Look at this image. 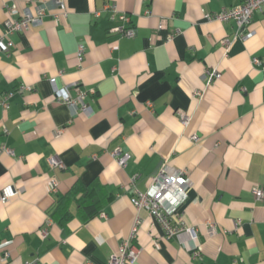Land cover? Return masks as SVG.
Returning <instances> with one entry per match:
<instances>
[{"label": "crops", "instance_id": "0c3cea01", "mask_svg": "<svg viewBox=\"0 0 264 264\" xmlns=\"http://www.w3.org/2000/svg\"><path fill=\"white\" fill-rule=\"evenodd\" d=\"M41 1V25L13 33V48L0 50V98L11 94L0 105V147L14 154L0 148V191L19 189L0 202L5 264H110L137 215L133 189L145 191L165 159L191 181L181 212L197 238H166L142 210L133 264H264V204L253 195L264 187V74L251 64L264 61V8L243 41L234 21L204 17L241 0H63L65 13ZM9 4L34 11L29 0H0V32ZM117 13L129 16L133 37L111 32ZM211 68L221 77L206 86ZM54 76L71 98L87 92L86 110L59 102ZM115 150L130 154L126 167ZM52 155L62 167H50ZM92 191L97 213L82 206ZM53 205L63 222L49 216ZM208 221L218 227L211 236Z\"/></svg>", "mask_w": 264, "mask_h": 264}, {"label": "built area", "instance_id": "2783aa9c", "mask_svg": "<svg viewBox=\"0 0 264 264\" xmlns=\"http://www.w3.org/2000/svg\"><path fill=\"white\" fill-rule=\"evenodd\" d=\"M34 6L32 12L30 8L24 7L18 8L15 4H9L5 6L7 12V18L4 21V29L0 32V50L9 52L13 48V42L10 36L20 31L22 28H28L30 26L41 25L42 18L45 14V6L41 0H29ZM53 2L65 13V6L63 0H53ZM264 8V0H241L239 3L229 6L223 9L217 14L204 13V17L208 20H216L220 22L232 20L236 25V32L234 38H240L245 41L253 36V31L250 29V25L253 22V16L256 12H261ZM149 15V12H146ZM97 14V13H96ZM117 19L121 22V25L115 26L111 29V32L118 33L123 37L131 38L134 35L133 29L130 26V18L125 13H117ZM114 18V17H113ZM178 33V31L170 32L166 37V42L172 40V38ZM225 49L230 46L231 41L224 38L221 41ZM79 51L81 49L79 48ZM251 64L259 66L264 74V61L257 57L251 59ZM221 77V73L216 68H211L206 71L205 79L206 86L212 84L214 80ZM49 82L54 88V92L57 95L59 102L66 104L71 108H77L80 106L81 110H86L87 107L84 103V98L87 94L86 91L78 89L75 98H71L68 94V88H59L56 84V77L49 78ZM77 88V85L74 84ZM203 90H195L194 95L197 97L202 96ZM11 94H6L0 98V105L7 106V100ZM183 125H186L189 116L182 114L180 116ZM193 140H197L196 136L192 137ZM2 151L7 154L14 155L12 150L5 146L0 147ZM115 157L116 163L119 167H126L128 160L130 159L129 153H121L119 150L112 152ZM48 163L51 168L62 167V162L57 155H52L48 158ZM136 176L131 178V186ZM51 188L54 190L57 186L56 180H50ZM191 187V181L187 177L185 170L174 169L168 166L166 159L163 160L158 170L151 176L149 184L145 191H139L134 188L133 196L131 197V203L137 210V215L133 222L129 237L125 239L120 246L109 256L110 264H133L138 260L141 249L133 244V240L136 237L138 225L141 219L138 212L144 210L147 214L153 218L164 232L166 238H172L173 236L186 232L190 238L196 239L197 234L193 227L186 226L182 219V206L185 204L188 198V190ZM19 192V189L13 184L4 186L0 191V202L5 204L13 196ZM253 195L256 201L264 204V187H256L253 191ZM103 216V215H102ZM49 224V222H47ZM207 234L214 235L218 232V227L215 223L208 221L206 223ZM47 228L40 230L42 237L47 235ZM158 240V239H157ZM155 240V242L157 241ZM200 246H198L193 254L198 256L200 254ZM9 253L5 252L0 258V262L5 264L8 260ZM25 264H35V261L25 262Z\"/></svg>", "mask_w": 264, "mask_h": 264}, {"label": "trees", "instance_id": "16d2710c", "mask_svg": "<svg viewBox=\"0 0 264 264\" xmlns=\"http://www.w3.org/2000/svg\"><path fill=\"white\" fill-rule=\"evenodd\" d=\"M91 195H93V191L92 192H86V193H84V200L82 202V206L85 207L86 206V203H89V205H87L88 208L94 207V213H97L96 211L99 209V207L97 206V203L94 204L92 198L90 199ZM52 207L53 208L49 211V216H51L52 218H54L53 216H54V214H56L57 215V219L59 217L60 218V222H63L66 213L60 215L58 213V209L56 208V206L53 205Z\"/></svg>", "mask_w": 264, "mask_h": 264}]
</instances>
